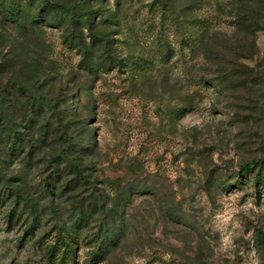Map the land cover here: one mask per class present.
Masks as SVG:
<instances>
[{"label":"rangeland","instance_id":"1","mask_svg":"<svg viewBox=\"0 0 264 264\" xmlns=\"http://www.w3.org/2000/svg\"><path fill=\"white\" fill-rule=\"evenodd\" d=\"M51 1L104 22L0 18V264H264V0Z\"/></svg>","mask_w":264,"mask_h":264},{"label":"trees","instance_id":"2","mask_svg":"<svg viewBox=\"0 0 264 264\" xmlns=\"http://www.w3.org/2000/svg\"><path fill=\"white\" fill-rule=\"evenodd\" d=\"M25 3V8L21 7V3ZM37 4V5H36ZM0 18L2 19L3 23L5 25H9L11 23H15L18 26H29V27H35L36 25H46L47 27H51L57 30H60L64 33L63 39L69 40L73 39L74 41H78L79 38H81L82 30L84 29L87 31L90 38H95V26H98L99 24L103 23L104 20L101 16H94L91 17L89 14V11H87L84 8H81L78 13H75L74 10L70 6H64L60 3L53 2L51 0H0ZM70 41V40H69ZM3 37L0 35V46L3 44ZM72 45L71 47H73ZM3 46H1L2 48ZM5 62V61H3ZM18 92L20 94L24 93V88L19 87ZM29 97H33L31 101L29 102V109L31 110V113L35 114V111L39 109V103L40 101L36 96L32 94L33 89L27 90ZM26 92V93H27ZM28 97V98H29ZM27 98V99H28ZM47 106L51 110H55L54 102L53 100L46 101ZM49 130H53V135H57L55 139H59L60 136L67 137V131L63 127L56 128L55 124L54 126L51 125V122L44 118L41 123V128L39 129L40 134H44V132H48ZM62 139V138H61ZM12 148H15L14 145ZM16 149V148H15ZM72 152L66 151L61 155V159L68 163V166L74 170L75 175L78 177V179H83L82 174L78 172L75 168V164L73 163V155L76 152V150H71ZM241 173L244 175H247L250 173L251 165L250 163L243 164L241 166ZM262 177V176H261ZM1 202V199H0ZM25 215V214H24ZM22 212H15V210H7V214L5 216V222L8 224L13 223H19L22 225L24 216ZM81 222L82 220L79 219ZM77 224V223H76ZM23 226V232L26 237H32L34 235V229L31 225H22ZM79 226V225H78ZM76 227V225H75ZM80 227V226H79ZM263 237V236H261ZM262 240L261 238H259ZM22 239H20L18 242L21 243ZM264 241V237H263ZM258 242V241H257ZM61 251H63V254L65 256H71L73 253V250L68 245V243H65L64 241L61 242ZM55 246L48 247L44 251V256L46 257L48 264H54L53 258L55 257V253H57L58 250ZM97 257L102 259V255L97 252ZM61 263L64 262V258L62 257L60 260Z\"/></svg>","mask_w":264,"mask_h":264}]
</instances>
